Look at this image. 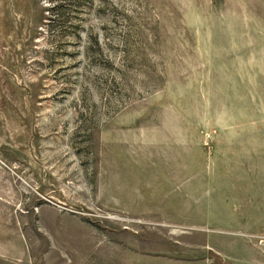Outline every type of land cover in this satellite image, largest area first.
<instances>
[{
	"label": "rangeland",
	"instance_id": "obj_1",
	"mask_svg": "<svg viewBox=\"0 0 264 264\" xmlns=\"http://www.w3.org/2000/svg\"><path fill=\"white\" fill-rule=\"evenodd\" d=\"M264 264V0H0V264Z\"/></svg>",
	"mask_w": 264,
	"mask_h": 264
},
{
	"label": "crops",
	"instance_id": "obj_2",
	"mask_svg": "<svg viewBox=\"0 0 264 264\" xmlns=\"http://www.w3.org/2000/svg\"><path fill=\"white\" fill-rule=\"evenodd\" d=\"M171 264H209V261L205 258L200 260H189L185 258H171Z\"/></svg>",
	"mask_w": 264,
	"mask_h": 264
}]
</instances>
